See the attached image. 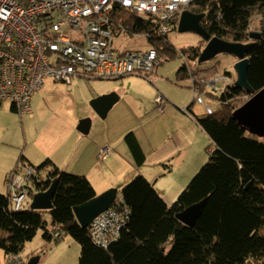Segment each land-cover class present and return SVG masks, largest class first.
<instances>
[{
  "label": "trees",
  "instance_id": "16d2710c",
  "mask_svg": "<svg viewBox=\"0 0 264 264\" xmlns=\"http://www.w3.org/2000/svg\"><path fill=\"white\" fill-rule=\"evenodd\" d=\"M198 5L192 12L205 15L201 25L212 37L250 44L246 50L247 80L255 92L264 89V0H201ZM122 17L128 19L127 26L134 32L152 35L150 46L165 62L176 56L166 41L167 36L157 38L155 29L149 26L153 17L132 13H124ZM178 18L171 22V31L177 27ZM255 19L259 39L250 38ZM182 51L191 61L202 53L200 47ZM199 72V68L185 63L177 76L191 78ZM248 97L233 82L220 97L221 108L212 115L194 116L193 103L190 105V115L209 138L207 162L171 205L141 174L123 185L118 195L122 198V208L128 210L126 225L120 237L107 248L93 243L90 230L79 225L73 211L75 206L98 196L93 184L85 176L62 171L51 159L37 167L43 178L40 182L33 179L31 196L35 190L45 191L52 180L58 179L53 209L15 211L8 179L19 164H27L25 156L20 155L17 166L7 177L9 192L0 194V249L5 256L20 254L38 231L43 230V237L49 243L59 242L64 235L74 238L81 249L79 264H264V235L260 234L264 228V143L247 137L235 117L236 110ZM124 142L136 170L141 169L146 154L136 135L129 132ZM204 199L206 205L194 227L185 226L177 219L179 213ZM45 213L51 215L52 230L48 229ZM55 233L61 238L55 237ZM170 241L172 246L166 252Z\"/></svg>",
  "mask_w": 264,
  "mask_h": 264
},
{
  "label": "built area",
  "instance_id": "2783aa9c",
  "mask_svg": "<svg viewBox=\"0 0 264 264\" xmlns=\"http://www.w3.org/2000/svg\"><path fill=\"white\" fill-rule=\"evenodd\" d=\"M201 0H0V103L11 101L22 116L33 113L31 97L44 89L46 81L70 85L77 77L111 80L129 75L151 76L164 58L150 46L143 51L119 52L114 39L144 36L127 26L122 14L153 17L150 25L157 38L166 37L171 22L184 11H195ZM208 1V0H207ZM217 2L219 0H209ZM185 61L187 54L180 53ZM222 78L208 84L216 88ZM230 82L229 78H224ZM201 85L205 80L197 79ZM197 103L204 104L200 85L192 79ZM157 109L165 105L162 93L156 97ZM207 114H212L206 106ZM110 149L100 151L105 160ZM40 176L37 167L21 163L8 179L15 211L31 199V182ZM118 197L113 206L96 218L89 230L93 243L107 248L120 237L128 210ZM55 237L60 238L56 233ZM6 264H25L20 254H8Z\"/></svg>",
  "mask_w": 264,
  "mask_h": 264
},
{
  "label": "rangeland",
  "instance_id": "374dc122",
  "mask_svg": "<svg viewBox=\"0 0 264 264\" xmlns=\"http://www.w3.org/2000/svg\"><path fill=\"white\" fill-rule=\"evenodd\" d=\"M256 24L257 20L255 19L251 23L252 31H256ZM166 41L176 51V56L168 58V60L162 66L158 67L154 74H151V76L146 77L145 75L135 74L117 80H93L105 83L103 86H107L105 87L107 89L114 90L112 92H127L131 96V98L125 97V100H122L114 105L106 119L99 117L91 106L89 111H82V108L80 107L81 104L77 102L79 98L76 96L75 99L66 97L67 94L64 88L66 85L62 83L55 84L52 79H48L46 81L47 86L43 92V102H41L43 95L42 92H37L31 97L33 110V113L31 114L22 116L20 113L11 112L10 108L12 102H4L0 106V127L3 128L2 131H0V143L7 144L9 146L1 147L10 149L13 152L17 151L19 155H24L23 149L20 146L26 144L25 142L31 143V150L35 148V150L39 151L44 150L45 147L51 149L53 146L58 144V140L66 141L71 139L73 142L75 137L70 136L69 133H67V128L72 124H77L75 127L77 128L81 121L87 119L91 121V129L88 135H82L76 129V135L83 137L82 139L85 140H104L117 137V129L121 126H126L127 128L134 127L137 130H139L138 127H140L141 131H146L147 129L151 130V124L144 126V123L150 115L156 116L158 113L157 105L154 102L152 104V111L148 114H145L142 109H149L151 106L149 100L153 93L159 94V92H161L162 94L169 95V100L174 104L179 103L189 106L193 103L195 95L191 79H182L177 76L178 69L185 63L189 64L193 68H199L200 72L198 75L201 76L213 74L214 77H224L228 74L230 75L228 77H231L233 81L236 79V72L234 69V65L238 59L236 56L220 53L213 59L202 61L207 41L199 33L195 31L181 32L179 31L177 25V27L167 35ZM149 47V39L142 35H124L123 37L114 39V48L119 52H123L125 50L143 51ZM192 47H200L202 49L201 56L195 61L188 59L186 62L182 57H180V53L183 52L182 50ZM227 85L228 83L226 81H222L217 85L216 90H213L212 87L208 86L203 88L202 92L205 104L202 105L194 102L192 114L199 118L204 117L206 104L211 106L214 111H218L221 108L220 97ZM50 86L56 87V90H48V87L50 89ZM81 87L84 89L83 85ZM75 91L78 92L80 89H76ZM212 92H214V95H211ZM84 109H87L85 105ZM245 133L247 137L257 140L260 143H264V136L255 135L249 131H246ZM140 134H143V132ZM208 143L209 141L204 146V154L207 153L206 149ZM20 149L22 151H20ZM1 150L2 148H0V152ZM129 157L133 162L131 153ZM83 161L84 164L81 163V159L76 161L72 171H68V173L71 175L87 177L85 175L87 171L83 168V166H85L88 170H94L92 175H90V179L87 177L91 181V178L95 176L96 165L89 157L84 158ZM105 161L101 162L96 160L98 165H104ZM94 165L95 167H93ZM127 170L128 165L126 164L117 165L113 168L104 167L101 173L98 172V180L96 182L94 181V183L91 181L97 194L100 195L106 192L104 191L102 184L103 181H113L115 180V175L125 176L123 173ZM171 178L174 180L170 182V185H178L181 179L180 175L176 172L171 174ZM191 179H189V181ZM188 183H186V186ZM185 187L181 192L179 191L173 201H168V203H170L168 205L173 204V202L179 198L181 193L185 190ZM121 188V185H117L112 189H116L120 192ZM44 217L48 222V229L52 230L53 226L51 223V215L49 213H45ZM260 234L264 235V228L260 231ZM43 236L44 231L39 230L36 237L31 242H28L23 252L20 253L25 264L31 258L36 256H40L38 264H79L81 249L79 243L74 238L69 235H64L62 239H59V242L56 243V241L53 240L49 243ZM171 246L170 241L166 245V252L169 251ZM1 260L5 261V254L2 249H0V261Z\"/></svg>",
  "mask_w": 264,
  "mask_h": 264
},
{
  "label": "crops",
  "instance_id": "0c3cea01",
  "mask_svg": "<svg viewBox=\"0 0 264 264\" xmlns=\"http://www.w3.org/2000/svg\"><path fill=\"white\" fill-rule=\"evenodd\" d=\"M93 80L100 79L77 77L72 80L70 85L64 87L67 94L66 97L75 99L76 96L79 98L77 102L81 104L80 107L82 111H89L92 100L104 95H116L117 102L115 105L125 100V97L131 98L127 92H112L114 90L107 89L105 88L107 86H103L105 83ZM82 85L84 89L81 87ZM46 86L40 92L43 93ZM76 89H80V91L76 92ZM48 90H56V87L50 86ZM157 95L158 94L155 93L152 94L149 100L151 105L149 109H142L145 114L152 111V104L155 102ZM163 96L166 101L163 109L161 111L157 109L158 113L156 116L150 115L144 123V126L151 124V130L147 129L146 131H141L140 127H138L139 130H137L134 127L127 128L126 126H121L117 129V137L104 140H85L82 139L83 137L76 135V129L78 130V126L81 122L78 124L77 128H75L77 124H72L67 128V133L75 137L73 142L71 139L66 141L58 140V144L51 149L45 147L44 150L40 151L35 150V148L31 150L32 145L29 142H25L26 144L21 145L20 147L23 149L24 156L27 160L26 163L29 166L39 167L46 159H51L62 171L68 172L72 171L76 161L81 159V163L84 164V158L89 157L96 165L95 176L91 178L92 183L98 180V172L101 173L104 167L113 168L117 165L126 164L128 165V170L125 173L121 172L125 176L115 175V180H105L102 182L104 191L112 189L117 185H121L122 187L134 176L141 174L154 185L165 202L170 204L168 201H173L179 191L181 192L186 186L189 179L194 177L198 173L197 171L205 165L204 163L207 161L208 153L204 154L203 149L209 141V138L207 139L208 136L196 124L189 113L188 109L192 103L189 106L179 103L174 104L169 100V95L163 94ZM43 101L44 93L41 102ZM84 105L87 109H84ZM12 107L13 105H11L10 108L11 112H13ZM2 129L3 128L0 127V131H2ZM129 132H133L136 135L146 154L145 165L139 170H136L134 163L130 160V151L124 142V137ZM141 132H143V134H140ZM1 146L9 145L0 143V148H2L0 152V194L6 195L9 192L7 177L17 166L20 155L17 151L13 152ZM105 147H109L112 153L105 161L104 165H98L96 162V160L99 161L98 154L100 150ZM20 151L22 150L20 149ZM95 165L93 167H95ZM83 168L87 171L85 175L90 179V175H92L94 170H88L85 166H83ZM174 172L178 173L181 177L178 185H170V182L174 180L171 178V174ZM0 264H6V256L5 261L1 260Z\"/></svg>",
  "mask_w": 264,
  "mask_h": 264
},
{
  "label": "water",
  "instance_id": "95a60500",
  "mask_svg": "<svg viewBox=\"0 0 264 264\" xmlns=\"http://www.w3.org/2000/svg\"><path fill=\"white\" fill-rule=\"evenodd\" d=\"M204 17V14L200 15L184 11L179 17L178 29L181 32L195 31L204 37L207 45L204 49L202 61L213 59L220 53L231 54L238 58L234 65L236 72L235 85L243 88L250 98L236 110L235 117L243 130L264 136V89L255 92L247 80L249 59L246 58V50L250 44L229 43L212 37L201 25ZM251 37L259 39L260 33H251ZM116 102V95H104L92 100L90 106L99 117L106 119ZM90 129L91 121L89 119L81 121L78 126V131L84 135H88ZM57 186L58 179H54L45 191L36 192L31 199L30 210L51 211L54 207L53 199ZM116 196L117 190L109 189L94 199L75 206L73 211L79 225L88 229L96 218L110 209ZM206 202L207 199H204L188 207L176 216L177 219L185 226L194 227L196 221L202 215ZM39 260L40 256H36L31 258L26 264H38Z\"/></svg>",
  "mask_w": 264,
  "mask_h": 264
},
{
  "label": "clouds",
  "instance_id": "9594fccd",
  "mask_svg": "<svg viewBox=\"0 0 264 264\" xmlns=\"http://www.w3.org/2000/svg\"><path fill=\"white\" fill-rule=\"evenodd\" d=\"M179 19V18H178ZM179 21V20H178ZM251 33H259V32H257V31H252L251 30V32H250V38L251 39H253L252 37H251ZM183 53V52H182ZM184 54V53H183ZM188 60V59H187ZM187 62V61H186ZM209 76H211V77H209ZM228 76H230V75H225L224 77H214L213 76V74H211V75H208V76H201V75H195V76H192L191 78H189V79H191V82H192V79H194V81H195V83L197 84V85H200L198 82H197V79H202V80H205V83H202L201 85H200V88H201V95H202V97H203V92H202V89L204 88V87H206V86H208V87H211L208 83L211 81V80H214V79H219V78H222V80L221 81H219L218 83H217V85L220 83V82H222V81H225L224 80V78H229L231 81L230 82H227L228 83V85H230V84H232L233 82H235L236 81V79L233 81L232 80V78L231 77H228ZM126 77V76H125ZM121 78H123V77H121ZM117 79H120V78H116V79H111V80H117ZM192 85H193V83H192ZM217 85H216V88H213V90H216L217 89ZM227 85V86H228ZM226 89V88H225ZM193 91H194V88H193ZM194 95H195V92H194ZM165 98V97H164ZM249 98H250V96H249ZM248 98V99H249ZM247 99V100H248ZM203 100H204V97H203ZM4 102H6V101H3V102H1L0 103V106L4 103ZM156 102V101H155ZM194 102L195 103H197V96L195 95V98L193 99V105H194ZM198 104V103H197ZM204 104H205V100H204ZM204 104H202V105H204ZM12 105H13V103H12ZM14 106V105H13ZM206 106H209L208 104H206ZM206 106H205V115H212L215 111L213 110V113L212 114H207V112H206ZM209 107H211V106H209ZM212 108V107H211ZM14 109H15V106H14ZM15 111H16V109H15ZM17 112V111H16ZM187 112V111H186ZM18 113V112H17ZM105 148H109V147H105ZM104 149V148H103ZM110 149V148H109ZM102 150V149H101ZM100 150V151H101ZM111 150V149H110ZM100 153V152H99ZM99 155V154H98ZM99 159V158H98ZM99 161H102V160H100L99 159ZM32 190V189H31ZM35 190V189H34ZM35 193H36V190H35ZM34 193V194H35ZM118 193H120V192H118L117 191V196H116V198H115V200H114V202H113V204L115 203V201L118 199V197H120L119 195H118ZM32 197L33 196H31V199H32ZM31 199L28 201V203H27V205H26V207L24 208V209H30V202H31ZM113 204H112V206H113ZM111 206V207H112ZM110 207V208H111ZM91 226V225H90ZM90 228V227H89ZM88 228V229H89ZM56 234V233H55ZM60 238H61V235H60Z\"/></svg>",
  "mask_w": 264,
  "mask_h": 264
}]
</instances>
